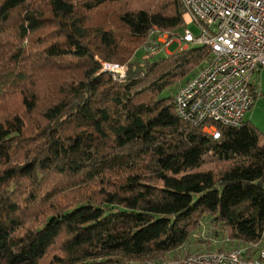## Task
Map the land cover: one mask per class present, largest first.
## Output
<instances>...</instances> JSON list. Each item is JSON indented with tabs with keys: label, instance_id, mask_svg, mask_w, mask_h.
Segmentation results:
<instances>
[{
	"label": "trees",
	"instance_id": "obj_1",
	"mask_svg": "<svg viewBox=\"0 0 264 264\" xmlns=\"http://www.w3.org/2000/svg\"><path fill=\"white\" fill-rule=\"evenodd\" d=\"M185 13L181 0H0V264L264 246V132L244 118L214 138L164 95L210 48L134 58ZM104 62L127 63L125 79ZM203 222L216 242L196 238Z\"/></svg>",
	"mask_w": 264,
	"mask_h": 264
},
{
	"label": "built area",
	"instance_id": "obj_2",
	"mask_svg": "<svg viewBox=\"0 0 264 264\" xmlns=\"http://www.w3.org/2000/svg\"><path fill=\"white\" fill-rule=\"evenodd\" d=\"M189 21L199 27L195 35L188 28L181 36L152 27L147 33V53L163 51L177 43L207 45L210 59L175 94L178 116L218 138V125L238 127L255 103L253 77L264 66V0H181ZM169 53V52H168ZM124 80L127 65L103 63ZM260 95L259 89L256 90ZM234 246L228 250L198 252L182 259L159 258L143 264H264L262 242L252 246ZM251 250V251H250ZM254 252V253H253Z\"/></svg>",
	"mask_w": 264,
	"mask_h": 264
},
{
	"label": "rangeland",
	"instance_id": "obj_3",
	"mask_svg": "<svg viewBox=\"0 0 264 264\" xmlns=\"http://www.w3.org/2000/svg\"><path fill=\"white\" fill-rule=\"evenodd\" d=\"M184 17L189 21V18H188V15L185 13V15H184ZM189 29V30H191L195 35H198L199 34V32H200V30H199V27L197 26V24L195 23V22H190V23H187L186 22V20H185V25H184V27H182V28H179V29H177L176 31H174V33L176 34V35H178V36H181V35H183L184 33H185V30L186 29ZM142 46H144V44H141L139 47H138V52L136 53V55L134 56V58H138V59H143L145 56H147V55H149L147 52H146V50L144 49V48H142ZM187 48V47H186ZM179 49H178V45L177 44H174L173 46H171L170 48H169V51H167V54H170V53H175V52H177ZM169 52V53H168ZM164 56V55H166L163 51H159V52H157L156 54H155V57H159V56ZM127 64V63H126ZM256 78H258V80H261L262 79V77L260 78V76H258V73H256ZM257 85L259 84L258 82L256 83ZM181 87V83L180 84H177V85H175V86H172V87H170V88H168V89H166V91H164V95H175L176 94V92L179 90V88ZM263 90V89H262ZM264 91V90H263ZM260 96L261 95H259L257 98H256V102L254 103V105L256 106H252L251 107V109L253 108V107H255L254 108V110H253V113H254V120H252V119H249V115H247V117H248V120H250L252 123H255V125H257V123L259 122L260 124H262V127H260V126H258L259 127V129L261 130V131H263L264 130V98L263 99H260ZM262 97H264V96H262ZM258 99H260L259 101H257ZM256 103H258L257 105H256ZM251 109L249 110V111H251ZM201 232H200V234H197V236H196V238L197 239H202V238H204V239H212L214 242H216V237H213V236H207V235H209V234H207L206 232H208L209 231V228H210V225H209V223H205V222H203L202 223V225H201ZM200 236V237H199ZM199 237V238H198ZM218 247H219V245H220V243H217L216 244Z\"/></svg>",
	"mask_w": 264,
	"mask_h": 264
},
{
	"label": "crops",
	"instance_id": "obj_4",
	"mask_svg": "<svg viewBox=\"0 0 264 264\" xmlns=\"http://www.w3.org/2000/svg\"><path fill=\"white\" fill-rule=\"evenodd\" d=\"M256 73H258V76H260V78L262 77V79L261 80H258V78H256ZM255 73V75H254V77H253V83H254V86L257 88V89H259V91H260V99H263L264 97H262V96H264V66L263 67H261V68H259V70L257 71ZM259 83L258 85L256 84V83ZM263 89V90H262ZM260 99H258L257 101H259ZM256 102V101H255ZM258 103H256V105H257ZM255 106V105H254ZM256 107V106H255ZM255 107H253L252 109H251V111H248L247 112V114H246V116H245V119L246 120H248V117H249V119H252V120H254L255 118H254V113H253V110H254V108ZM247 115H249L248 117H247ZM250 121V120H249ZM254 125H255V123H253ZM257 125L258 126H260V127H262V124H260L259 122L257 123ZM256 125V126H257ZM257 126V127H258ZM259 128V127H258ZM263 132H264V130H263ZM207 243L204 241V242H201V243H198L197 245H194L193 247H191V246H189V248H192V249H194V250H196V251H205V250H207L208 249V246L206 245ZM213 247H214V249H217L216 247H217V245H215V244H213Z\"/></svg>",
	"mask_w": 264,
	"mask_h": 264
}]
</instances>
